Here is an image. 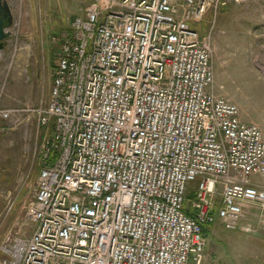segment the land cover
<instances>
[{"label": "built area", "instance_id": "2783aa9c", "mask_svg": "<svg viewBox=\"0 0 264 264\" xmlns=\"http://www.w3.org/2000/svg\"><path fill=\"white\" fill-rule=\"evenodd\" d=\"M249 1L93 0L73 19L29 110L50 133L6 264H205L202 226L264 227L261 131L214 93L197 29Z\"/></svg>", "mask_w": 264, "mask_h": 264}, {"label": "rangeland", "instance_id": "374dc122", "mask_svg": "<svg viewBox=\"0 0 264 264\" xmlns=\"http://www.w3.org/2000/svg\"><path fill=\"white\" fill-rule=\"evenodd\" d=\"M13 16L0 51V264L4 246L28 238L26 218L37 178L39 150L50 129L38 130L29 110L47 103L59 45L74 18L93 0H7ZM210 34L214 93L239 109L264 140V0L210 10L197 26ZM205 264H264V227L253 235L209 227Z\"/></svg>", "mask_w": 264, "mask_h": 264}, {"label": "water", "instance_id": "95a60500", "mask_svg": "<svg viewBox=\"0 0 264 264\" xmlns=\"http://www.w3.org/2000/svg\"><path fill=\"white\" fill-rule=\"evenodd\" d=\"M12 23V11L7 0H0V51L5 46V41L9 36V29Z\"/></svg>", "mask_w": 264, "mask_h": 264}, {"label": "trees", "instance_id": "16d2710c", "mask_svg": "<svg viewBox=\"0 0 264 264\" xmlns=\"http://www.w3.org/2000/svg\"><path fill=\"white\" fill-rule=\"evenodd\" d=\"M210 227H212V226H210ZM202 228H203V233H204V235L206 237L207 236V233H208L209 227L208 226H202Z\"/></svg>", "mask_w": 264, "mask_h": 264}]
</instances>
